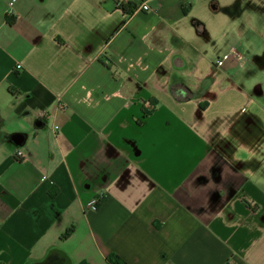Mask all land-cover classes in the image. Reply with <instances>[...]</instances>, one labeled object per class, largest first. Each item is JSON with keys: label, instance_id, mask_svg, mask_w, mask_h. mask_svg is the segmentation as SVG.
I'll list each match as a JSON object with an SVG mask.
<instances>
[{"label": "crops", "instance_id": "0c3cea01", "mask_svg": "<svg viewBox=\"0 0 264 264\" xmlns=\"http://www.w3.org/2000/svg\"><path fill=\"white\" fill-rule=\"evenodd\" d=\"M11 1L0 263L264 264V0Z\"/></svg>", "mask_w": 264, "mask_h": 264}, {"label": "trees", "instance_id": "16d2710c", "mask_svg": "<svg viewBox=\"0 0 264 264\" xmlns=\"http://www.w3.org/2000/svg\"><path fill=\"white\" fill-rule=\"evenodd\" d=\"M135 5L133 4H126V5H122L120 8L126 12L129 13L134 9ZM149 104V108L146 107ZM143 111H145L146 113H149L150 110L154 109L155 107V101L154 99H150L147 101H143ZM207 103H201L200 104V109H204L206 107ZM148 109V110H147ZM247 205H249L248 202H246ZM73 231L72 227H69L62 235H61V239H65L67 238L71 232ZM106 262L107 264H127L121 257H119L117 254L115 253H110L108 256H106ZM1 264V263H0Z\"/></svg>", "mask_w": 264, "mask_h": 264}, {"label": "built area", "instance_id": "2783aa9c", "mask_svg": "<svg viewBox=\"0 0 264 264\" xmlns=\"http://www.w3.org/2000/svg\"><path fill=\"white\" fill-rule=\"evenodd\" d=\"M13 1L14 0H12L10 2V5L13 3ZM115 3H116V5L118 7H121L122 5L128 4V1L127 0H115ZM139 8L142 9V10H148L149 9V7H148V5L146 3H143V4L139 5V7H137L136 9L138 10ZM228 56H229V54H227V53L223 54L222 57L219 60H217L216 64L217 65H221L223 63V60L226 59ZM20 67H21L20 64L16 65L17 69H19ZM40 114L43 115L44 113L40 112ZM14 156L17 159H21V158L24 157V155H23L21 150L15 151ZM101 199H102L101 195H98V196H95V197L91 198L89 200V202L86 204V207L88 209H91V210H96L98 208V206H99V203H100Z\"/></svg>", "mask_w": 264, "mask_h": 264}, {"label": "water", "instance_id": "95a60500", "mask_svg": "<svg viewBox=\"0 0 264 264\" xmlns=\"http://www.w3.org/2000/svg\"><path fill=\"white\" fill-rule=\"evenodd\" d=\"M63 262H64L65 264H67V263L69 264V263H70V261H69L68 258H65Z\"/></svg>", "mask_w": 264, "mask_h": 264}]
</instances>
